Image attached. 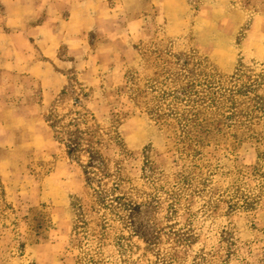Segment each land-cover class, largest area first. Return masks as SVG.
<instances>
[{
	"label": "rangeland",
	"instance_id": "rangeland-1",
	"mask_svg": "<svg viewBox=\"0 0 264 264\" xmlns=\"http://www.w3.org/2000/svg\"><path fill=\"white\" fill-rule=\"evenodd\" d=\"M147 1L141 26L90 34L82 73L43 109L34 159L28 136L0 148L21 157L0 176V264H264V142H180L175 122L169 132L147 115L183 107L154 99L179 87L184 60L195 78L196 59L208 76L264 72V0H187L176 16ZM51 123L64 141L83 133L73 156Z\"/></svg>",
	"mask_w": 264,
	"mask_h": 264
},
{
	"label": "crops",
	"instance_id": "crops-1",
	"mask_svg": "<svg viewBox=\"0 0 264 264\" xmlns=\"http://www.w3.org/2000/svg\"><path fill=\"white\" fill-rule=\"evenodd\" d=\"M157 1L176 16L187 0ZM150 10L147 0H0V148L20 146L28 136L33 160L43 109L67 73L88 62L90 34L111 35L125 19L141 26ZM112 46L108 41L100 50ZM14 156L0 159V176Z\"/></svg>",
	"mask_w": 264,
	"mask_h": 264
},
{
	"label": "trees",
	"instance_id": "trees-1",
	"mask_svg": "<svg viewBox=\"0 0 264 264\" xmlns=\"http://www.w3.org/2000/svg\"><path fill=\"white\" fill-rule=\"evenodd\" d=\"M196 60L194 64L199 68V79L187 69L188 61L184 60L179 66L177 80L172 79L170 82L173 84L180 80L179 87L165 88L166 90L159 92L154 99L156 102L170 104L179 102L183 107L166 111L147 110V115L167 131L169 130L166 127L171 128L170 123L175 122L180 142L197 141L195 145H200L207 137L217 142L226 132L233 143L240 144L250 139L257 141L256 144L264 142V72L239 66L230 76L221 75L213 68L208 76L204 61ZM80 117L71 119L68 126L77 127L79 124H85L83 123L85 118H81L80 121ZM49 127L55 140L64 145L67 156H73L82 147L83 133L78 129L68 132L69 139L64 141L57 136L59 133L54 124H49ZM207 127L210 130H204ZM224 129L227 131L224 132ZM116 142L119 146L122 144L118 136ZM92 150L91 148L89 150L91 157L97 154ZM263 154L264 145H261V149L257 151L258 158L264 156ZM91 157L86 167L92 163ZM137 209V206L130 207L131 213H137Z\"/></svg>",
	"mask_w": 264,
	"mask_h": 264
}]
</instances>
